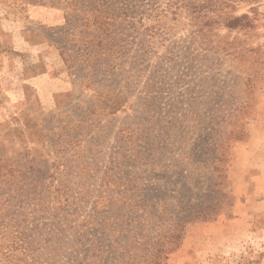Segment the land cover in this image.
I'll return each instance as SVG.
<instances>
[{
  "label": "rangeland",
  "instance_id": "1",
  "mask_svg": "<svg viewBox=\"0 0 264 264\" xmlns=\"http://www.w3.org/2000/svg\"><path fill=\"white\" fill-rule=\"evenodd\" d=\"M228 11L252 25H205L183 8L143 48L81 58L61 6L0 0V157L22 163L28 148L42 170L66 162L71 184L101 186L127 209L144 202L153 233L183 210L167 264H264V0ZM115 92L119 110L96 108ZM26 123L44 147L25 140ZM14 126L23 142L10 141Z\"/></svg>",
  "mask_w": 264,
  "mask_h": 264
},
{
  "label": "trees",
  "instance_id": "2",
  "mask_svg": "<svg viewBox=\"0 0 264 264\" xmlns=\"http://www.w3.org/2000/svg\"><path fill=\"white\" fill-rule=\"evenodd\" d=\"M256 1L168 0L162 7L160 0H34L62 7L67 29L73 34L80 30L77 56L81 58L118 56L129 43L143 48L145 38L161 34L159 20L169 14L176 19L183 8L192 19L205 18L201 20L205 25L250 27L246 13L236 15L228 10ZM110 97L99 104L97 100L96 108L104 114L124 104L125 96L118 92ZM25 130V140L44 147L41 129L26 123ZM10 133V141L16 137L24 141L20 126L12 127ZM71 149L73 155L78 152L74 146ZM17 151L27 156L22 163L0 157V264H167L168 254L180 243L187 213L180 210L173 219L170 216L164 232L153 233L142 218L147 206L141 200L126 203L131 205L127 209L124 199L120 202L109 192L103 195L101 186L95 189L82 181L73 185L64 180L74 171L66 162L55 159L49 163L51 171L42 170L39 161L32 163L42 154L30 159L28 148ZM59 167L64 174L54 183L51 180L58 177ZM74 167L76 171L85 168Z\"/></svg>",
  "mask_w": 264,
  "mask_h": 264
}]
</instances>
